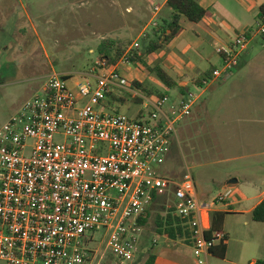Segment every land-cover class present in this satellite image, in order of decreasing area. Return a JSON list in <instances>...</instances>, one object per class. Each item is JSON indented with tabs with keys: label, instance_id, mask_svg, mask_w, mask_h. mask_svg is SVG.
Listing matches in <instances>:
<instances>
[{
	"label": "built area",
	"instance_id": "2783aa9c",
	"mask_svg": "<svg viewBox=\"0 0 264 264\" xmlns=\"http://www.w3.org/2000/svg\"><path fill=\"white\" fill-rule=\"evenodd\" d=\"M258 25L264 32V15ZM248 43L238 34L226 50L217 48L223 68L200 86L232 71ZM129 63L126 57L114 66L98 60L73 87L53 72L0 127V264H132L140 219L154 193L170 194L174 213L190 230L196 264H209L215 241L224 238L207 236L211 213L229 196L221 191L206 201L188 167L181 179L160 170L178 122L203 92L188 90L172 102L142 93L119 70ZM122 90L142 99L148 118L105 109Z\"/></svg>",
	"mask_w": 264,
	"mask_h": 264
},
{
	"label": "rangeland",
	"instance_id": "374dc122",
	"mask_svg": "<svg viewBox=\"0 0 264 264\" xmlns=\"http://www.w3.org/2000/svg\"><path fill=\"white\" fill-rule=\"evenodd\" d=\"M161 3L162 0H0V127L18 112L51 73L70 76L65 79L73 87L96 61L105 63L98 53L102 38H119L127 44L126 50H130L152 17L151 6ZM170 12L165 7L161 13L168 18ZM156 26L152 23L145 33H151ZM259 29L258 23L251 28L256 34L248 49L252 54L263 50L264 33ZM139 42L140 49L141 39ZM214 63L219 69L223 68L219 59ZM157 64L156 59L149 57L147 64L129 63L128 68L132 70H128L133 75L140 73L147 89L164 92L172 102L183 93L180 87L167 88L156 73L151 72ZM237 71L234 70L235 73ZM123 73L126 84H130L131 73ZM236 75L223 76L206 90L205 86L192 82L184 89L194 94L203 90L204 93L194 105L192 114L178 122L177 137L171 142L166 164L160 168L164 176L181 179L188 167L201 197L205 193L212 195L202 199L209 201L223 191L230 201L239 200L232 207L226 206V202L217 204L228 210L247 209L259 200L256 197L261 191L259 189H264V158L234 159L235 156H246L251 143L243 142L241 146L214 133V125L220 127L222 120L229 117L228 107L246 100L245 75ZM118 94L124 102L112 97L105 108L107 111H119L135 120L148 118V111L128 91L122 90ZM230 172L239 173L234 178L239 179V184L234 188H220ZM213 179L217 181L213 182ZM233 190L236 191L234 195ZM172 203L173 199L153 204L152 214L139 234V254L132 264H145L154 248L160 251L158 264H179L178 252L184 254L186 264H196L195 256L191 257L187 245L167 241L165 235L156 232V215L165 214ZM223 232L226 237L216 240L214 248L224 243L225 255L222 257L212 251L209 264H248L254 258L264 260L263 222L241 212L226 213ZM103 233L100 231L98 236L101 238ZM155 240L157 244H154ZM105 244L106 240L103 249Z\"/></svg>",
	"mask_w": 264,
	"mask_h": 264
},
{
	"label": "crops",
	"instance_id": "0c3cea01",
	"mask_svg": "<svg viewBox=\"0 0 264 264\" xmlns=\"http://www.w3.org/2000/svg\"><path fill=\"white\" fill-rule=\"evenodd\" d=\"M166 2L167 0H162L160 5L151 6L152 17L146 25L143 26V30L136 39H138L143 32H146L155 18L160 19L161 16H163L161 12L165 8ZM199 2L204 8L211 10V17L198 23L190 21L186 17H182L180 21L182 26L181 32L165 47L153 53L150 56V59H156L158 64L178 81V87L188 88V85L191 82L196 84L198 82L197 80L206 75L211 69H219L214 63V60L217 59L222 62V57L217 52V48L221 47L226 50L227 47L232 44L234 37L238 34H247V32H249L250 41L244 53L240 56L239 64L232 71L223 75L226 78H229L234 74H237L238 76L245 75L246 100L235 102L228 107L230 109L229 117L222 120L220 127L214 125V133L216 136H219L220 134V138L223 140L238 142L241 146L243 145V142H246L247 145H249V142L251 143L250 151L246 156L240 155L232 158L242 159L248 157H261L263 159L264 45L262 47L263 50H260L261 52L256 54H252L248 49L251 41L256 35L251 28L255 23H258L260 7L264 4V0H199ZM156 6L160 8L157 14H155ZM156 22H158V20H156ZM110 37L113 38V36ZM128 69L131 68H128L127 64H120L119 66L121 74L123 72H125V74H128V72L131 73L132 71ZM235 69L238 70L236 73L234 72ZM139 74L140 73L138 72H136V75L131 73V82L134 78L143 82L140 79L141 76ZM219 79L220 78L210 82L205 86L204 90H206V87L209 85L211 87V85L216 83ZM241 110H244V113H241ZM255 146L259 148H255ZM227 176V179H223L224 181L221 183L220 188L225 189L228 186L234 188L239 184V179L237 180V183L229 184V180L232 178L234 179L235 177L237 178L239 173L230 172ZM216 181L217 180L213 179V182ZM259 190L261 191L256 195L259 200L247 209L228 210L216 205L214 210L226 213L241 212L251 216L252 210L264 199V189L261 188ZM235 192L236 191L233 190L232 194L234 195ZM199 196L201 197L200 194ZM203 196L204 198H210L212 195L205 193ZM225 202L226 206L232 207L237 204L239 200L230 201V198H228ZM221 233L225 238L226 234L223 231H221ZM168 240L172 239L169 238L167 241ZM172 241L187 245L190 248L189 254L191 257L193 256L192 243H188L185 240ZM182 251H184V249ZM153 253L156 255V261L154 264H158L160 251L154 248ZM177 254L179 264H186L187 262L184 254L182 252H178ZM257 261L258 260L254 258L250 260L248 264H256Z\"/></svg>",
	"mask_w": 264,
	"mask_h": 264
},
{
	"label": "trees",
	"instance_id": "16d2710c",
	"mask_svg": "<svg viewBox=\"0 0 264 264\" xmlns=\"http://www.w3.org/2000/svg\"><path fill=\"white\" fill-rule=\"evenodd\" d=\"M165 7L170 9V15L168 18L161 16L157 23V26L151 33L146 34L141 38V48L139 49H127L125 41H121L119 38L105 37L102 38L98 53L100 58L105 61L106 66H114L119 61L126 57L130 63L147 64V59L155 52L165 47L170 41H172L182 30L181 18L186 17L190 21L195 23L201 22L211 17L212 13L210 9L204 8L199 0H167ZM264 15V4L260 7L258 15V22ZM264 33V32H263ZM250 33L247 32V36L250 37ZM211 69L202 78H199L197 83L202 84L204 79H210L213 71ZM151 72H155L162 83L169 89L178 87V81L173 78L161 65L157 64L151 68ZM70 76L65 75V78ZM133 85L137 87L142 93L149 95L164 96V92L157 90H150L145 85L138 81L133 80ZM184 87H180V91L185 94ZM133 99L141 103L142 99L138 96H132ZM113 99L116 101L124 102V98L113 95ZM170 194H158L152 195V204L146 210L144 217L140 219V224L144 227L149 217L152 214V208L154 203H167L170 200ZM226 212L213 210L211 213V229L207 232L208 237H212L215 233L223 231V224ZM156 232L160 235H165L172 240H185L191 243V233L188 229L185 220L181 219L174 213L173 203L169 204L165 214L158 213L156 215ZM251 217L253 220L264 223V199L252 210ZM217 250V251H216ZM212 251L217 252L220 256H224L226 252V245L224 243L219 244L217 247H213ZM156 261V255L149 253V256L145 264H154ZM256 264H264V260H258Z\"/></svg>",
	"mask_w": 264,
	"mask_h": 264
},
{
	"label": "water",
	"instance_id": "95a60500",
	"mask_svg": "<svg viewBox=\"0 0 264 264\" xmlns=\"http://www.w3.org/2000/svg\"><path fill=\"white\" fill-rule=\"evenodd\" d=\"M237 183V179H231L229 180V184Z\"/></svg>",
	"mask_w": 264,
	"mask_h": 264
}]
</instances>
